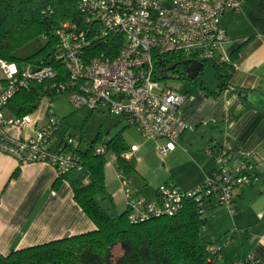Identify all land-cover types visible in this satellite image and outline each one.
Segmentation results:
<instances>
[{"label": "built area", "instance_id": "obj_1", "mask_svg": "<svg viewBox=\"0 0 264 264\" xmlns=\"http://www.w3.org/2000/svg\"><path fill=\"white\" fill-rule=\"evenodd\" d=\"M243 0H77L81 24L64 21L55 30L58 39L52 65L18 69L16 63L0 60L5 85L0 91V152L11 155L19 164L46 163L57 177L82 172L77 153L79 137L64 136L57 140L59 122L51 116L37 124L30 115L7 117L3 109L20 90L45 84L55 94H66L76 109L123 117L149 139H164L158 147L163 158L175 149L186 123L178 114L187 96L166 87L156 68H167L166 57L184 60L230 62L225 50L229 37L220 25L225 12L241 10ZM96 42L109 45L108 51L93 50ZM94 51V52H93ZM227 91L235 89L228 86ZM34 125L32 134L20 136V130ZM17 131L10 135L9 131ZM136 147L121 158L129 162ZM93 153L105 154L106 146H94ZM205 153L213 167L203 180L190 189L172 181L160 184L152 199L135 196L125 173L118 168L128 219L132 223L151 217L174 216L186 201L196 205L201 219L212 208L234 211L236 189L261 180L256 163L249 155L238 156L219 147ZM205 230V223L201 231ZM230 243H210L208 255L221 259ZM258 260L251 254L234 264H251Z\"/></svg>", "mask_w": 264, "mask_h": 264}, {"label": "crops", "instance_id": "obj_2", "mask_svg": "<svg viewBox=\"0 0 264 264\" xmlns=\"http://www.w3.org/2000/svg\"><path fill=\"white\" fill-rule=\"evenodd\" d=\"M220 25L229 37L225 50L229 55H235L227 84L236 90L209 95L206 91H217L218 82L207 88L196 83L197 80H186L176 89L187 96L178 111L187 128L175 149L164 156L165 166L159 167L163 181L150 175L142 154L143 142L127 137L128 129L122 128L125 144L129 149L136 147L129 161L133 163L132 174L126 178L129 184L136 183L134 189L130 186L135 196L152 199L156 188L166 181L185 190L200 183L213 167L212 159L205 153L206 148L215 146L234 155H249L258 167L261 180L235 190L233 213L220 208L209 210L202 236L209 243L221 244L226 238L230 239L222 249L219 264H234L249 254L259 264H264V110L238 96L240 90L264 95V0H243L240 11L225 12L221 16ZM4 85L0 66V91ZM3 113L7 117L15 116L10 104L5 106ZM30 115L38 117V124H43L48 112L38 105ZM117 118L123 127L128 126L123 117ZM134 130L140 133L136 128ZM9 134L18 133L10 130ZM19 134L29 136L32 129L26 127ZM64 136L57 132L55 138L59 140ZM151 140L158 154V147L164 146L166 141ZM117 169L115 156L111 154V159L104 165L105 189L116 212H123L126 201L116 177ZM56 180L52 166L19 164L11 155L0 152L1 254L95 229L74 201L69 183L66 180L56 183Z\"/></svg>", "mask_w": 264, "mask_h": 264}, {"label": "trees", "instance_id": "obj_3", "mask_svg": "<svg viewBox=\"0 0 264 264\" xmlns=\"http://www.w3.org/2000/svg\"><path fill=\"white\" fill-rule=\"evenodd\" d=\"M81 17L77 0H0V60L14 62L18 69L52 65L58 70L54 59L58 44L55 30L64 21L81 24ZM41 36L46 39L41 48L27 57L17 56L18 49ZM109 48L102 42L93 45V50L108 51ZM229 57L228 64L214 63L219 78L218 90L206 91V94L216 95L227 89L235 55ZM182 61L178 56L169 55L165 62L169 66ZM166 70L162 65L156 68L159 79H163ZM181 75L184 80H196L189 79L185 72ZM54 94L45 84H34L18 91L8 104L15 117H22L34 112L43 95ZM121 132L122 129L102 143L106 146L105 154L93 153V143L80 147L77 153L82 172L56 180V183L61 180L69 183L74 201L95 229L11 250L5 255L0 253V264H219L207 253L206 247L210 243L201 231L206 218L199 217L192 201H186L174 216L151 217L136 223L129 221L126 207L121 213L115 210V216L111 218L94 202L93 197L98 193L107 195L112 201L104 182L108 153L115 156L117 167L125 174L133 170V163L121 158V154L129 150ZM16 173L17 170L12 176ZM116 246L120 248L119 255L113 253ZM251 264H259V261Z\"/></svg>", "mask_w": 264, "mask_h": 264}, {"label": "rangeland", "instance_id": "obj_4", "mask_svg": "<svg viewBox=\"0 0 264 264\" xmlns=\"http://www.w3.org/2000/svg\"><path fill=\"white\" fill-rule=\"evenodd\" d=\"M45 42L46 39L44 37H38L18 49L16 54L19 57H27L41 48ZM216 73L213 61H204L203 68L196 77V83L204 85L207 88L214 86L219 80ZM181 76L179 72L169 73L166 78L162 79V83H164L166 87L176 90L184 82H187ZM39 103V108L42 111L47 109L48 116L46 119L51 116L55 120H58L59 135L64 134L66 136L79 137L81 140V148H84L86 143H93L94 146H99L122 128H127V137H132L135 140L139 139L143 142L142 154L146 160V165L148 166L152 178H159L160 181H163L162 170H160L159 167L165 166V162H167L165 157L163 159H160L159 156L157 157L158 154L157 150H155L156 147L153 140L144 138L140 133L134 130L135 128L132 126L123 127L122 122L118 120L117 117L108 116L106 113L90 112L83 108L76 109L70 104L66 94L45 95L41 98ZM30 117L33 121L40 120L38 117H32L31 115ZM29 127L33 130L34 125ZM111 154L112 153L107 154V160L111 159ZM183 172L184 171H182V173ZM130 173L132 174V171L126 173L125 176H128ZM129 186H132L134 189L136 183L130 182ZM121 212L118 211L117 213ZM113 253L114 255L120 254L119 246L113 249Z\"/></svg>", "mask_w": 264, "mask_h": 264}, {"label": "water", "instance_id": "obj_5", "mask_svg": "<svg viewBox=\"0 0 264 264\" xmlns=\"http://www.w3.org/2000/svg\"><path fill=\"white\" fill-rule=\"evenodd\" d=\"M181 64L184 66V72L189 79H195L203 68V63L197 60H184L181 62ZM172 68L173 66L169 67V69ZM166 77L167 75L163 74L162 78L164 79ZM238 96L248 104L264 110V95L240 90L238 91ZM93 200L108 217L113 218L115 216L113 203L107 195L98 193L93 197Z\"/></svg>", "mask_w": 264, "mask_h": 264}, {"label": "flooded vegetation", "instance_id": "obj_6", "mask_svg": "<svg viewBox=\"0 0 264 264\" xmlns=\"http://www.w3.org/2000/svg\"><path fill=\"white\" fill-rule=\"evenodd\" d=\"M173 66L172 69H169V67ZM166 75H168L169 73H174V72H179L180 74H184V66L181 63L178 62H174L171 63L169 66H167L166 68ZM186 75V74H185Z\"/></svg>", "mask_w": 264, "mask_h": 264}]
</instances>
